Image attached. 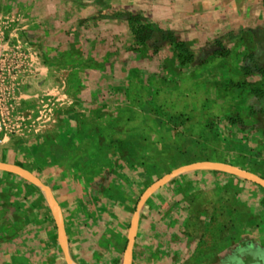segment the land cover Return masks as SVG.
<instances>
[{
    "label": "rangeland",
    "instance_id": "obj_1",
    "mask_svg": "<svg viewBox=\"0 0 264 264\" xmlns=\"http://www.w3.org/2000/svg\"><path fill=\"white\" fill-rule=\"evenodd\" d=\"M1 52L0 169L94 212L169 185L173 249L136 264H264V84L241 69L264 65V0H0Z\"/></svg>",
    "mask_w": 264,
    "mask_h": 264
},
{
    "label": "crops",
    "instance_id": "obj_2",
    "mask_svg": "<svg viewBox=\"0 0 264 264\" xmlns=\"http://www.w3.org/2000/svg\"><path fill=\"white\" fill-rule=\"evenodd\" d=\"M9 162V169H0V264H136L142 251L173 249L167 241L182 211L167 209L169 185L152 191L142 209L87 211L66 186L41 173L36 182Z\"/></svg>",
    "mask_w": 264,
    "mask_h": 264
},
{
    "label": "trees",
    "instance_id": "obj_3",
    "mask_svg": "<svg viewBox=\"0 0 264 264\" xmlns=\"http://www.w3.org/2000/svg\"><path fill=\"white\" fill-rule=\"evenodd\" d=\"M128 22L131 25V29L134 35V40L138 44H144L145 42L149 41L152 36L154 35V29L146 23L141 21V17L137 13L129 14ZM163 38H169L172 42H176L175 38L170 33H163ZM178 46L183 49L182 44H178ZM241 69L245 74L248 75H255L263 79L264 84V65L262 66H248L242 65ZM255 95L259 98H264V89L256 88L253 90Z\"/></svg>",
    "mask_w": 264,
    "mask_h": 264
},
{
    "label": "built area",
    "instance_id": "obj_4",
    "mask_svg": "<svg viewBox=\"0 0 264 264\" xmlns=\"http://www.w3.org/2000/svg\"><path fill=\"white\" fill-rule=\"evenodd\" d=\"M17 66L14 65V62L10 61L9 54L7 53H0V115L3 114L5 108L11 105V95L10 91L7 88L9 84L8 80L10 77L9 75L15 71ZM5 116L0 118V123L6 122Z\"/></svg>",
    "mask_w": 264,
    "mask_h": 264
},
{
    "label": "water",
    "instance_id": "obj_5",
    "mask_svg": "<svg viewBox=\"0 0 264 264\" xmlns=\"http://www.w3.org/2000/svg\"><path fill=\"white\" fill-rule=\"evenodd\" d=\"M16 169H18L20 172H22V173L28 175L29 177H31L32 179H34V181L38 182V180H37L35 177H33L30 173L24 171V170L21 169V168H16ZM46 189H47V188H46ZM47 191H48V190H47Z\"/></svg>",
    "mask_w": 264,
    "mask_h": 264
},
{
    "label": "bare ground",
    "instance_id": "obj_6",
    "mask_svg": "<svg viewBox=\"0 0 264 264\" xmlns=\"http://www.w3.org/2000/svg\"><path fill=\"white\" fill-rule=\"evenodd\" d=\"M52 202V201H51ZM125 264H128V261H126V263Z\"/></svg>",
    "mask_w": 264,
    "mask_h": 264
}]
</instances>
